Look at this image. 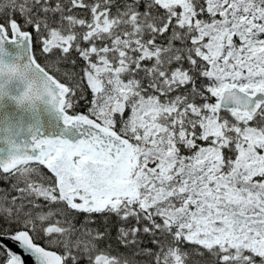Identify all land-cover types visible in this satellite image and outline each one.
Instances as JSON below:
<instances>
[{"label":"snow or ice","instance_id":"1","mask_svg":"<svg viewBox=\"0 0 264 264\" xmlns=\"http://www.w3.org/2000/svg\"><path fill=\"white\" fill-rule=\"evenodd\" d=\"M0 264H264V0H0Z\"/></svg>","mask_w":264,"mask_h":264},{"label":"water","instance_id":"2","mask_svg":"<svg viewBox=\"0 0 264 264\" xmlns=\"http://www.w3.org/2000/svg\"><path fill=\"white\" fill-rule=\"evenodd\" d=\"M7 110H8L9 112H12V111H13V108H12V106H11V105H8V108H7Z\"/></svg>","mask_w":264,"mask_h":264},{"label":"trees","instance_id":"3","mask_svg":"<svg viewBox=\"0 0 264 264\" xmlns=\"http://www.w3.org/2000/svg\"><path fill=\"white\" fill-rule=\"evenodd\" d=\"M98 219L100 220V222H103V221H102V218H98Z\"/></svg>","mask_w":264,"mask_h":264}]
</instances>
